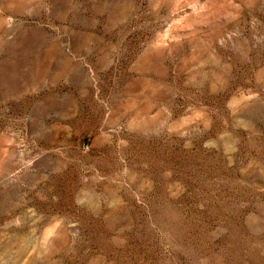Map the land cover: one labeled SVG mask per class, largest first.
I'll return each instance as SVG.
<instances>
[{
  "label": "rangeland",
  "instance_id": "374dc122",
  "mask_svg": "<svg viewBox=\"0 0 264 264\" xmlns=\"http://www.w3.org/2000/svg\"><path fill=\"white\" fill-rule=\"evenodd\" d=\"M0 264H264V0H0Z\"/></svg>",
  "mask_w": 264,
  "mask_h": 264
}]
</instances>
